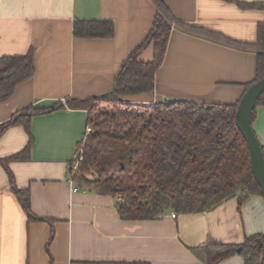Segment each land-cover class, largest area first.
Instances as JSON below:
<instances>
[{
    "label": "crops",
    "instance_id": "1",
    "mask_svg": "<svg viewBox=\"0 0 264 264\" xmlns=\"http://www.w3.org/2000/svg\"><path fill=\"white\" fill-rule=\"evenodd\" d=\"M180 21L253 42L264 10L227 0H165ZM264 1V0H243ZM156 14L153 0H0V57L35 51L36 72L0 100V126L31 106L69 97L90 98L114 88L127 57L145 40ZM112 19V37H76L74 21ZM153 47L141 54L151 60ZM253 51L174 25L155 89L125 97L133 103L164 99L238 102L256 77ZM87 109L59 108L31 119L28 160L3 158L29 141L23 124L0 132V264H206L200 246L241 243L264 231V196L237 197L210 211H173L155 219H123L118 197L68 181L70 162L86 131ZM254 130L264 145V105ZM11 170L13 176L8 172ZM29 188L30 220L13 186ZM217 264H244L236 253Z\"/></svg>",
    "mask_w": 264,
    "mask_h": 264
},
{
    "label": "trees",
    "instance_id": "2",
    "mask_svg": "<svg viewBox=\"0 0 264 264\" xmlns=\"http://www.w3.org/2000/svg\"><path fill=\"white\" fill-rule=\"evenodd\" d=\"M156 14L145 40L127 57L116 77L114 88L90 98L69 97L50 106H31L0 126V132L23 124L29 132L26 146L2 159L28 160L34 137L31 119L36 115L68 106L87 109L86 128L78 149L84 158L74 174L78 185H92L101 194L121 196L117 202L123 219H155L167 211L177 214L210 211L237 197L239 207L254 194L263 195L255 179L251 153L241 132L236 111L239 102H200L189 99H164L133 103L125 97L155 89L156 72L162 65L174 25L183 30L253 51L257 56L256 77H264V21L257 26L253 42L240 41L202 26L180 21L165 0H153ZM243 8L264 10V1L227 0ZM76 37H112V19L74 21ZM152 46L151 60L141 58ZM35 51L0 57V100L9 98L16 87L34 76ZM264 105V92L256 108ZM252 113V122L256 116ZM264 153V145H262ZM72 160L70 162V165ZM8 172L13 176L11 170ZM13 190L20 197L30 220H43L31 208L29 188ZM258 239L261 240L259 246ZM239 248L241 250L239 251ZM206 264H217L240 253L244 264H264V231L245 237L241 243H208L200 246Z\"/></svg>",
    "mask_w": 264,
    "mask_h": 264
},
{
    "label": "water",
    "instance_id": "3",
    "mask_svg": "<svg viewBox=\"0 0 264 264\" xmlns=\"http://www.w3.org/2000/svg\"><path fill=\"white\" fill-rule=\"evenodd\" d=\"M264 92V77L253 83L245 91L240 99L237 111L236 121L243 133L251 153L252 169L255 179L259 183L264 196V153L262 144L254 130L252 123V113L256 108L259 96ZM259 246L261 240L258 239ZM241 248H239V251Z\"/></svg>",
    "mask_w": 264,
    "mask_h": 264
},
{
    "label": "built area",
    "instance_id": "4",
    "mask_svg": "<svg viewBox=\"0 0 264 264\" xmlns=\"http://www.w3.org/2000/svg\"><path fill=\"white\" fill-rule=\"evenodd\" d=\"M86 131L87 133H90L92 131L91 127H87ZM83 158H84V152H83V149L80 148L76 151V154L74 158L72 159V163L69 168L68 181L70 182V184H72L74 191H77L79 189L78 184L75 182L74 174L79 169L80 162L83 160ZM118 201H122L121 196H118ZM172 216L176 217L177 213L173 211Z\"/></svg>",
    "mask_w": 264,
    "mask_h": 264
}]
</instances>
